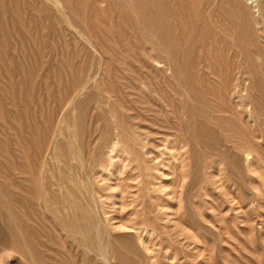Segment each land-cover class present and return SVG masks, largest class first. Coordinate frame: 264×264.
I'll return each mask as SVG.
<instances>
[{
    "label": "rangeland",
    "instance_id": "rangeland-1",
    "mask_svg": "<svg viewBox=\"0 0 264 264\" xmlns=\"http://www.w3.org/2000/svg\"><path fill=\"white\" fill-rule=\"evenodd\" d=\"M132 2L0 0V264H97L41 205L44 160L58 197L96 208L113 239L139 229L144 264H264V125L252 133L248 105L264 113V0H201L231 19L170 20L172 49ZM239 10L251 27L241 70Z\"/></svg>",
    "mask_w": 264,
    "mask_h": 264
},
{
    "label": "bare ground",
    "instance_id": "bare-ground-1",
    "mask_svg": "<svg viewBox=\"0 0 264 264\" xmlns=\"http://www.w3.org/2000/svg\"><path fill=\"white\" fill-rule=\"evenodd\" d=\"M48 1V0H45ZM253 2H256V0H252ZM258 1V0H257ZM50 2V1H49ZM134 2V10L133 12H135L139 17H140V22H141V26L148 30H150L147 33H152L154 36V44H161L164 47H169L171 48L174 44H173V38L172 36L169 37V33H170V20H175L176 23L177 22H185L187 18H192V17H199L200 15L202 16V14H206V16H210V15H220L223 16L225 19L230 20V14L227 12V10H225L224 8L218 9L214 6V3H208V5H200L201 0H133ZM132 2V3H133ZM131 4V3H129ZM132 9V6H131ZM231 11V10H230ZM134 13V14H135ZM136 17V16H135ZM75 18V17H73ZM236 18L238 20H236ZM234 20V28H237V30L235 31V48L233 51V55L231 54V59L233 62V67L234 68H239V70L243 69L241 68L242 59L246 58V47L248 44V37L251 34V27L250 25L245 22L242 18V11L239 10L238 11V16L236 17ZM210 19V17H209ZM78 20V19H77ZM76 20V21H77ZM138 20V19H137ZM172 20V21H173ZM80 23V22H79ZM181 26V25H180ZM190 26V25H189ZM140 27V26H139ZM214 27V26H213ZM232 28V27H231ZM139 29V28H138ZM195 29V28H194ZM196 30V29H195ZM194 30V31H195ZM216 30V29H215ZM218 30V29H217ZM140 31V29H139ZM79 32V31H78ZM181 32V31H180ZM180 32H178L180 34ZM82 33V32H81ZM80 33V34H81ZM85 32H83L84 34ZM85 35V34H84ZM181 35V34H180ZM83 36V35H82ZM86 36V35H85ZM87 37V36H86ZM144 37V36H143ZM185 37V36H183ZM182 37V38H183ZM226 37V36H225ZM148 38V37H147ZM181 38V37H180ZM193 38V37H192ZM85 39V38H84ZM88 39V38H87ZM184 39V38H183ZM194 40V39H193ZM89 42V40H87ZM179 41V39H178ZM150 44V42H148ZM180 44V43H179ZM90 45V43H89ZM153 45V43L151 44ZM91 46V45H90ZM155 46V45H153ZM178 46V45H176ZM92 47V46H91ZM158 47V46H157ZM160 47V46H159ZM162 47V46H161ZM249 48V47H248ZM91 49V48H90ZM172 49V48H171ZM92 50H94L92 48ZM160 50V49H159ZM248 50V49H247ZM95 51V50H94ZM162 51V49H161ZM164 53H166L164 51ZM163 54V53H162ZM92 59H93V55L92 54ZM166 55V54H165ZM248 56V55H247ZM96 58V55L94 56ZM255 57V56H254ZM98 58V57H97ZM99 59V58H98ZM249 59V58H248ZM95 60V59H93ZM250 60V59H249ZM90 61V60H88ZM162 60H159V62ZM164 61V60H163ZM93 62V61H92ZM99 62V61H98ZM168 62V61H167ZM175 63V62H174ZM92 65L89 66V68L93 67V63H91ZM149 64V63H148ZM254 64V63H253ZM102 65V64H101ZM170 65V64H169ZM262 65V64H260ZM176 68V67H175ZM188 68V67H187ZM92 70V69H90ZM89 69H87V71H90ZM178 70V68H177ZM172 71V70H171ZM179 71V70H178ZM98 72V71H97ZM91 73V71H90ZM180 73V71H179ZM189 73V72H188ZM264 73V72H263ZM89 74V73H88ZM87 74V75H88ZM137 75L140 74V72L136 73ZM247 74V73H246ZM94 75H98L94 74ZM104 75V74H103ZM239 75V74H238ZM91 75L89 74V76H87L86 78L90 77ZM141 76H142V71H141ZM180 76V75H179ZM182 78V75L180 76ZM179 78V77H178ZM241 78V77H240ZM90 80L92 79V77L89 78ZM122 79V78H121ZM174 79V77H173ZM250 79V78H249ZM114 80V79H113ZM120 80V79H119ZM236 80H238V78H236ZM85 82L88 83V79L84 80ZM178 80H176L177 82ZM182 81V80H181ZM185 81V80H184ZM96 83V82H95ZM130 83V82H128ZM146 83V82H145ZM183 83V82H181ZM179 83V84H181ZM186 83V82H184ZM83 85V83H82ZM83 86H81L82 88ZM84 87H86L84 85ZM164 87V86H163ZM115 88V87H114ZM86 89V88H85ZM112 89V88H111ZM82 91V89H80ZM95 90V89H94ZM107 90V88H106ZM185 90V89H182ZM87 91V90H85ZM83 91V92H85ZM130 91V90H129ZM88 92V91H87ZM97 92V91H95ZM108 92V91H107ZM182 92V91H181ZM184 92V91H183ZM109 93V92H108ZM186 93V92H184ZM176 94V93H175ZM183 94V93H182ZM79 95V93H78ZM260 96V95H259ZM98 97H101L98 95ZM134 97V96H133ZM187 97V96H186ZM190 97V96H189ZM103 98V97H101ZM188 98V97H187ZM187 98L185 100H187ZM191 99V98H189ZM253 97L250 96L248 105L250 104V106H252L253 108L249 111V116L251 118L254 119L253 124L251 125V131L253 134H255V132L259 129H261V127L264 125V121L261 120V118L263 119V114H258V104L259 101L256 100H252ZM128 100H130L128 98ZM192 100V99H191ZM75 101V100H74ZM252 101V103H251ZM72 103V102H71ZM70 103V104H71ZM186 103V101H185ZM187 104V103H186ZM185 104V105H186ZM72 105V104H71ZM198 105V104H197ZM200 105V104H199ZM69 106V105H68ZM159 106V105H158ZM87 107V102H80V104L78 105L79 110L82 112L86 109ZM198 107V106H197ZM202 107V106H201ZM72 107H70L71 109ZM110 108V107H109ZM196 108V107H195ZM194 106L193 109L195 110ZM185 109V108H184ZM187 109V108H186ZM192 110L194 113L195 111ZM69 111V110H68ZM198 111V110H197ZM167 112V111H166ZM71 115V114H69ZM82 116V114H81ZM80 116V117H81ZM196 116V115H194ZM207 116V114H206ZM71 117V116H70ZM124 117V116H123ZM168 117V116H166ZM186 117V116H185ZM82 118V117H81ZM81 118L78 119L77 125L76 127H78L79 129L82 128V120ZM195 118V117H194ZM70 120V119H69ZM193 120V119H192ZM252 121V120H251ZM196 122V121H195ZM70 123V122H69ZM170 122H166V124ZM196 124V123H195ZM194 124V126L196 127V125ZM69 125V124H68ZM168 125V124H167ZM209 125V124H208ZM248 126V125H247ZM68 127V126H67ZM120 128V126H118ZM117 127V128H118ZM246 127V124H245ZM259 127V128H258ZM210 128V127H209ZM196 129V128H195ZM194 129V130H195ZM193 130V131H194ZM193 131L191 130V132L193 133ZM69 132L70 128H69ZM121 132V131H120ZM264 132V131H263ZM62 134V133H61ZM119 134V133H118ZM174 134V133H173ZM193 136V140L194 137L196 139L202 138L199 137V132L196 130ZM176 135V134H175ZM119 136V135H118ZM117 136V137H118ZM178 136V135H177ZM106 137V136H105ZM205 137V136H204ZM75 136H73V133H69L68 135V140L66 142V145L68 148L71 147V143H73ZM262 138V137H261ZM119 139V138H118ZM108 140V138L106 139ZM168 140V139H167ZM119 141V140H118ZM192 141V139H191ZM76 142V141H75ZM208 142V141H207ZM251 142V141H250ZM256 142V141H254ZM197 143V142H196ZM205 143V142H203ZM200 144V143H198ZM73 145V144H72ZM117 145V142L116 144ZM113 145L115 148L116 146ZM262 145V144H261ZM65 146L63 144L62 147V151L65 154ZM120 146V145H118ZM247 147V146H246ZM251 147V146H248ZM58 147L55 145L52 149L53 151H56ZM79 148V147H78ZM244 149V148H243ZM242 149V150H243ZM247 149V148H246ZM245 149V150H246ZM78 150V149H77ZM250 150V149H249ZM70 151V149H69ZM81 151V150H80ZM78 151V152H80ZM253 151V150H250ZM129 152V151H128ZM214 152V151H213ZM246 152V151H245ZM51 153V152H50ZM255 153V152H254ZM70 154V153H68ZM67 154V155H68ZM129 154V153H128ZM256 154V153H255ZM56 155V154H55ZM10 157V156H9ZM48 157V156H47ZM248 157V156H247ZM254 156H252L253 158ZM54 158V157H52ZM56 158V157H55ZM51 159V158H50ZM60 159V157H59ZM69 159V157H68ZM254 159V158H253ZM256 159V157H255ZM55 160V159H54ZM56 161V160H55ZM71 159L69 160L70 163ZM80 161V160H79ZM50 162H48V160H44L42 169H44V172L48 175V178L45 179L46 181H41L40 183V187H41V205H44L45 208L49 209V212H55V219H57V224L59 225V230L61 232H63L66 237L70 240H72L73 244L80 250H83L86 253V256L88 258H90L91 260H93L94 262H96L97 264H144L143 263V259H145V257L143 256V258L141 259V256H139L137 247L135 245V235H137V232L139 229L137 228H127L128 234L125 236H118L116 238H112L107 231L102 229V226H100L99 222L97 221L96 223V216L97 213L93 207H91L89 205V208H84L81 207L80 205H78L77 203H75L74 201H72V199H69L68 197H71L70 194H67L66 196L62 195L63 197H58V195L55 192V184L52 183L51 178L54 175V171H53V166L50 167ZM71 165V163H70ZM55 166V165H54ZM73 166V165H72ZM71 166V167H72ZM57 167V166H56ZM68 167V166H67ZM40 168V167H39ZM15 169V168H14ZM60 171V170H58ZM43 172V173H44ZM35 173V172H34ZM61 173V171H60ZM64 174V173H63ZM39 175V174H38ZM42 175V174H41ZM59 175V174H58ZM65 175V174H64ZM52 176V177H51ZM13 179V178H12ZM49 179V180H48ZM76 179V178H75ZM61 180V179H60ZM57 182H59V180H57ZM75 182V180H74ZM78 182V181H77ZM61 184V183H60ZM59 183H57L58 187H61L62 185H60ZM77 185V184H76ZM78 186V185H77ZM80 188V187H78ZM61 190V189H59ZM80 192V190H79ZM9 193V194H8ZM82 193V192H81ZM90 193V192H89ZM5 195L7 194L8 200H14L19 202L20 204H24L25 200H17V195L11 193V192H6L4 193ZM91 194V193H90ZM82 196V195H81ZM93 199L94 196L93 194L91 195ZM2 200V199H1ZM95 201V200H94ZM32 202L36 203L37 202V198H34L32 200ZM85 202V201H84ZM92 202V201H91ZM87 203V202H86ZM8 204V203H7ZM87 205V204H86ZM93 205V204H92ZM24 206V205H21ZM88 206V205H87ZM4 208V207H3ZM34 210V209H33ZM44 211V210H43ZM13 217V216H12ZM99 217V215H98ZM16 220V218H14ZM145 221V220H144ZM146 223V222H145ZM15 224V222L13 223ZM145 225V224H144ZM148 226V224L146 225ZM142 231H146V236L148 239L151 238V236H153L154 231L153 230H149L148 228L143 229ZM20 232V231H19ZM138 238V240L140 241V243L142 244V246L150 253L149 255L153 256V251L150 249L151 247H149V243L148 241L142 237V235H137L136 236ZM15 241H20V237L18 238V236H15ZM118 244V245H116ZM3 247V246H2ZM35 247V246H34ZM26 248V247H25ZM141 255V253H140ZM137 258H139V261L137 260ZM147 259L144 260V262ZM32 261V260H31ZM43 262H40V264H42Z\"/></svg>",
    "mask_w": 264,
    "mask_h": 264
}]
</instances>
